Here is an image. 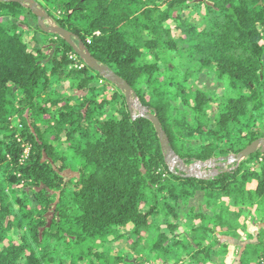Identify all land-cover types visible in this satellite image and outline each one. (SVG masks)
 Segmentation results:
<instances>
[{
	"label": "trees",
	"instance_id": "1",
	"mask_svg": "<svg viewBox=\"0 0 264 264\" xmlns=\"http://www.w3.org/2000/svg\"><path fill=\"white\" fill-rule=\"evenodd\" d=\"M35 1L130 85L185 166L264 136V0ZM204 74L231 91L211 121ZM133 110L23 2L0 0V264H215L230 245L236 264H264V153L187 176Z\"/></svg>",
	"mask_w": 264,
	"mask_h": 264
},
{
	"label": "water",
	"instance_id": "2",
	"mask_svg": "<svg viewBox=\"0 0 264 264\" xmlns=\"http://www.w3.org/2000/svg\"><path fill=\"white\" fill-rule=\"evenodd\" d=\"M13 1L23 2V4L26 7H28L30 10H32L35 13V15L38 18L39 24L45 30L53 31V32L59 34L60 36H62L63 38H65L68 41V43L72 45V47L76 51V53L83 59V61L89 67L96 70L101 76L105 77L106 79L116 82L122 89H124L126 100H127L128 105H129V108L131 110H133V107H132L133 103L132 102L135 99V97L133 96L134 91L123 78H121L116 73L111 71L108 67L98 63V61L91 54L88 53V51L86 50V48H85V46L81 40H79L78 43H76L74 41V39H73L74 34L71 31H69L68 29L62 28L58 25L46 24V20L48 19V14L35 0H13ZM261 3H262V0H261ZM139 107L141 109V113L138 115H134V118L143 117V118L150 120L153 123V125L156 129V132L159 136V139L161 141V144L165 149V157L167 159V162H168L171 170H173V168H174L173 166H170V164L173 162L175 167L184 171L187 176L207 178V177H212L218 173V171H216L215 174L210 173V174L198 175V174L192 173V170H194V169H199L201 167H210L212 165H216L217 162L215 159H211V160H208L206 162H196L192 165V167L187 168L181 162L180 158L172 150V148L169 144L168 138L166 136V133L160 124L158 116L155 113L149 112L141 104ZM258 149H260V152L264 153V137H261V138L255 140L252 144H250L247 147H245L244 149H242L238 153V155L230 156L225 162L217 163V164L218 165L221 164L222 166L226 167V165L229 163L240 162L242 159L248 157L249 155L256 153Z\"/></svg>",
	"mask_w": 264,
	"mask_h": 264
},
{
	"label": "rangeland",
	"instance_id": "3",
	"mask_svg": "<svg viewBox=\"0 0 264 264\" xmlns=\"http://www.w3.org/2000/svg\"><path fill=\"white\" fill-rule=\"evenodd\" d=\"M196 1H198V0H193L192 3H196ZM183 13L187 16H190V15L193 16L192 20L199 24L203 20L205 9L202 7L199 10H197V8L193 6L192 8H184ZM49 22H51V20H49ZM176 55H177V53L174 52L173 57H175ZM174 62L178 63V59L174 58ZM141 83L142 82H140V84ZM199 85L202 89L206 90L207 92H209L213 96V100L210 102V104L207 107V114H206L207 120L211 121L213 118H215V116L217 114V107L220 105L222 98H223L221 96H223L224 93H226L228 95L231 93V91L228 87V83L226 80H224L220 84H217L216 80L213 77L206 76L205 74L200 77ZM132 103H133L132 107L134 109L133 114L134 115L140 114L141 109L139 106L141 103H140L139 99L135 98ZM259 124L264 129V117ZM262 137H264V136H262ZM257 152H260V149H258ZM241 161H243V159ZM204 162H206V161H204ZM192 165L193 164H190V165H187L186 167L187 168L192 167ZM233 165H234V163L227 164L226 169L232 167ZM170 166L174 167L173 170L179 169V168L175 167L173 162L170 164ZM219 167L220 166L216 163V165H212L210 167H201L199 169H194V170H192V173H195L198 175L210 174V173L215 174L216 171H219V169H220ZM251 167H252V169L255 168L254 165H252ZM66 175L69 176L70 172L67 171ZM256 208H258V207L256 206L253 208L254 216H255V219H259L262 215V212L260 209H256ZM183 209H184V211H186L188 209V206H184ZM247 234H248V232L247 233L245 231L242 232V237L245 238L247 236ZM124 247L127 250L129 249V245L126 243H125ZM236 251H237V248L234 247L233 245H230L228 252L226 254H221V255L217 256L215 258V260L213 261V263H215V264H236ZM135 255L138 257V260H139L138 263L139 264H151V262L149 260H151L154 257V256H152V257L150 256L151 259H148L147 254H145L143 252L142 253L140 252L138 255L137 254H135ZM161 263H162V260H158L155 262V264H161Z\"/></svg>",
	"mask_w": 264,
	"mask_h": 264
}]
</instances>
